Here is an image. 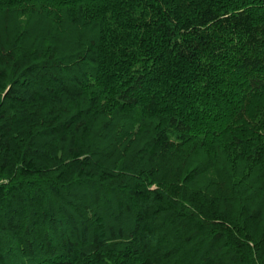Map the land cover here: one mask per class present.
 I'll use <instances>...</instances> for the list:
<instances>
[{"label":"trees","instance_id":"obj_1","mask_svg":"<svg viewBox=\"0 0 264 264\" xmlns=\"http://www.w3.org/2000/svg\"><path fill=\"white\" fill-rule=\"evenodd\" d=\"M0 264H264V0H0Z\"/></svg>","mask_w":264,"mask_h":264}]
</instances>
